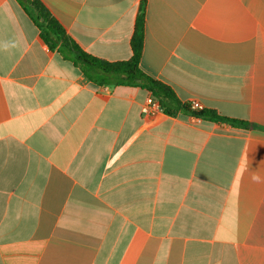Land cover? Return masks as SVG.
Listing matches in <instances>:
<instances>
[{
    "label": "crops",
    "instance_id": "1",
    "mask_svg": "<svg viewBox=\"0 0 264 264\" xmlns=\"http://www.w3.org/2000/svg\"><path fill=\"white\" fill-rule=\"evenodd\" d=\"M89 54L186 104L99 87L0 0V264H264V0H40Z\"/></svg>",
    "mask_w": 264,
    "mask_h": 264
},
{
    "label": "trees",
    "instance_id": "2",
    "mask_svg": "<svg viewBox=\"0 0 264 264\" xmlns=\"http://www.w3.org/2000/svg\"><path fill=\"white\" fill-rule=\"evenodd\" d=\"M39 30L41 40L52 52L71 62L94 85L99 87L129 86L148 90L156 99L162 111L168 116L187 114L202 120L246 128L248 123L220 116L213 110H192L189 104L181 102L173 89L147 75L140 66L143 39L145 7L141 6L136 29L131 41L133 55L126 61L110 62L86 52L65 30L40 0H17Z\"/></svg>",
    "mask_w": 264,
    "mask_h": 264
},
{
    "label": "built area",
    "instance_id": "3",
    "mask_svg": "<svg viewBox=\"0 0 264 264\" xmlns=\"http://www.w3.org/2000/svg\"><path fill=\"white\" fill-rule=\"evenodd\" d=\"M192 110H202L201 105L198 102H192L189 104ZM161 109L159 102L154 99L151 95L147 99L146 104L142 107V113L144 115H152L159 112Z\"/></svg>",
    "mask_w": 264,
    "mask_h": 264
}]
</instances>
